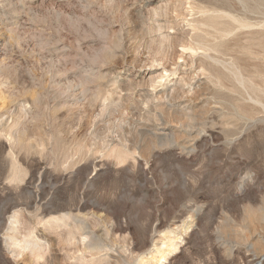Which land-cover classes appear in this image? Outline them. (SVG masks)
<instances>
[{"label": "rangeland", "instance_id": "1", "mask_svg": "<svg viewBox=\"0 0 264 264\" xmlns=\"http://www.w3.org/2000/svg\"><path fill=\"white\" fill-rule=\"evenodd\" d=\"M263 28L264 0H0V264H246Z\"/></svg>", "mask_w": 264, "mask_h": 264}, {"label": "bare ground", "instance_id": "2", "mask_svg": "<svg viewBox=\"0 0 264 264\" xmlns=\"http://www.w3.org/2000/svg\"><path fill=\"white\" fill-rule=\"evenodd\" d=\"M260 7V6H259ZM192 15V14H191ZM208 19H206L207 21L205 22L206 25H208L211 29V31H215V34L216 35H219V36H216V37H221V38H226V36H228L230 33V30L227 28L228 27V22H233V23H236V26L237 28L239 27L240 30L241 29H245V28H251L252 25L249 24V21L247 22H242V20L240 21L239 19H235V17L231 16L230 14H218V15H210L207 17ZM225 20V21H224ZM239 20V21H238ZM244 21V20H243ZM194 22V21H193ZM227 22V23H226ZM185 23V22H184ZM190 23V22H189ZM227 25H226V24ZM249 25H248V24ZM205 25V26H206ZM185 26V25H184ZM194 26V25H193ZM201 26V25H200ZM204 26V27H205ZM254 26V25H253ZM199 27V26H198ZM197 27V29H198ZM195 28V27H194ZM201 28V27H200ZM199 28V29H200ZM206 29H208L206 27ZM264 29V28H263ZM237 30V29H236ZM236 30L234 31L233 30V33L236 32ZM240 30H237V31H240ZM251 30V29H250ZM259 30V28H258ZM196 31V29H195ZM198 31V30H197ZM210 31V30H208ZM242 31V30H241ZM253 31V29H252ZM256 31V30H255ZM203 32H206V31H203ZM232 32V31H231ZM248 32V30H247ZM264 32V31H263ZM194 33V32H193ZM196 33V32H195ZM213 33V32H212ZM212 33L209 35L212 36ZM229 33V34H228ZM262 33V32H261ZM238 34V33H237ZM241 34V33H240ZM256 36V33H252L251 32V36L254 35ZM197 35V34H196ZM202 35V34H201ZM233 35V34H232ZM231 35V36H232ZM239 35V34H238ZM245 35V34H244ZM248 35V34H247ZM209 36V37H210ZM235 36V35H234ZM200 37V36H199ZM203 37V36H202ZM206 37H207V34H206ZM237 37V36H236ZM244 37V36H243ZM250 37V36H249ZM196 38V37H194ZM213 38V37H212ZM228 38V37H227ZM226 38V39H227ZM208 39V38H207ZM220 39V38H219ZM196 40H199V39H196ZM204 40V38H203ZM221 40V39H220ZM224 40V39H222ZM247 40V39H246ZM245 40V41H246ZM258 40V39H257ZM255 40V41H257ZM200 41V40H199ZM202 41V39H201ZM207 41V40H206ZM204 41V42H206ZM219 41V40H218ZM252 40H250V43L252 44L251 42ZM203 42V41H202ZM224 42V41H223ZM264 43V39L261 40V43ZM199 43V42H198ZM201 43V42H200ZM207 44V43H206ZM255 44V43H254ZM258 44V43H257ZM201 45V44H200ZM210 45V44H209ZM208 45V46H209ZM262 45V44H261ZM211 46V45H210ZM208 47V48H211V47ZM264 46V45H263ZM188 48V47H187ZM203 48V47H202ZM205 49V48H204ZM203 49V50H204ZM214 50V48H212ZM264 49V48H263ZM207 50V49H205ZM204 50V51H205ZM209 50V49H208ZM251 50V49H249ZM248 50V51H249ZM212 51V50H210ZM215 51V50H214ZM245 51L247 52V50L245 49ZM207 52V51H205ZM252 52V51H251ZM250 52V53H251ZM262 52V51H261ZM197 53V52H196ZM257 53V52H256ZM248 54V53H247ZM201 55V54H200ZM203 55V53H202ZM208 55V54H207ZM252 55V54H250ZM256 55V54H255ZM260 57H261V54H259ZM198 56V55H197ZM203 56H206L203 55ZM258 56V55H257ZM233 61V60H232ZM235 69H237L236 67H234ZM235 69H232L235 70ZM175 70V69H174ZM234 73V71H233ZM242 73V72H241ZM264 75V74H263ZM234 77H236L237 81H239L242 85L244 89L245 87H247V85L249 84L251 87H255V82L251 84L250 82V79H247L246 77H244L242 74L240 73H237L235 72ZM194 77V76H192ZM261 78V77H260ZM191 79V78H190ZM206 79V78H205ZM236 79H234L236 81ZM253 79V78H252ZM192 80V79H191ZM263 80V79H262ZM200 78L199 79H194L192 81V83L189 85L190 88L189 89H193L198 83H200ZM260 81V80H259ZM185 82V81H184ZM188 82V81H187ZM189 83V82H188ZM203 83V82H201ZM208 83V82H207ZM237 83V82H236ZM254 84V85H253ZM200 85V84H199ZM248 85V87H249ZM259 85V84H258ZM262 85V84H261ZM260 85V86H261ZM263 85H264V82H263ZM187 86V85H186ZM177 87V86H176ZM248 87L246 89H248ZM188 88V87H187ZM250 88V87H249ZM176 88H174L173 90H175ZM199 88L197 87V90ZM253 90L252 91V94H248L249 96H247L248 98L246 99L245 97L244 98H238L240 101H244L245 103H247V101H249L251 104L249 105H245V108L247 110L243 111L246 112L248 114V116H244L242 115L243 117L241 118V120H243L244 124L247 125V126H253L255 127L256 125H259V124H262L264 123V87L261 86H257L256 84V87L255 89H251ZM190 91V90H189ZM196 93V92H195ZM240 95V94H239ZM238 95V96H239ZM243 94H241L242 96ZM240 96V97H241ZM245 96V95H244ZM236 97V96H235ZM240 111V109H239ZM189 112V111H188ZM242 113V110L240 111ZM242 113V114H243ZM185 114V113H184ZM183 114V115H184ZM237 114V113H236ZM240 115V114H239ZM191 118V117H189ZM260 204L257 205V204H249V205H245V207L243 208V214H242V222L237 225L234 229H233V238L231 240V249H232V253L236 252L238 250V247L236 245H238L239 243L242 244V246H244V248L246 249V257H245V263L246 264H264V196L261 197L260 199ZM248 203V202H247ZM170 243L169 247H172L173 246V243L175 242L173 238H171L169 241ZM15 245V244H14ZM86 248V247H85ZM91 249V248H90ZM130 249V248H129ZM79 250V249H78ZM86 250V249H85ZM84 250V251H85ZM95 251V249L93 248L92 251ZM109 250V249H108ZM107 250V251H108ZM82 252V250H80ZM83 251V253H84ZM87 251V250H86ZM103 251V250H102ZM105 253H107L106 250H104ZM123 251V250H122ZM121 251V252H122ZM128 251V250H126ZM76 251H74V254ZM79 252V251H78ZM110 252V250H109ZM121 252H119L120 254L118 255V257L120 255H125L124 253L121 254ZM134 252V251H133ZM136 252V251H135ZM82 253V254H83ZM88 253V252H87ZM95 255L101 253V251L99 252V250L97 249L96 252H94ZM103 253V252H102ZM104 253V254H105ZM126 253V252H125ZM129 253V252H128ZM132 253V252H131ZM86 254V253H85ZM84 254V255H85ZM113 254V253H112ZM58 253H55V257H57ZM100 255V254H99ZM75 256V255H74ZM82 256V255H81ZM89 256H92L93 255H90ZM126 256V255H125ZM136 256V255H135ZM77 257V256H76ZM75 257V258H76ZM104 257V256H103ZM111 257V256H110ZM112 257H116L115 255ZM133 257V256H132ZM86 258V257H85ZM95 258V256L93 257V259ZM102 258V257H101ZM109 258V253H107L105 255V258H103L102 260L106 261L107 259ZM87 259V258H86ZM85 259V260H86ZM120 259V257L118 258ZM73 260V258H72ZM97 260V259H96ZM101 260V261H102ZM100 261V262H101ZM126 261V260H125ZM93 262V261H92ZM99 262V263H100ZM124 262V261H123ZM160 264H164L166 262V257L165 256H162L161 259L158 261ZM122 263V262H121ZM128 263V262H127ZM84 264V263H83ZM93 264V263H92ZM102 264V263H100ZM130 264V263H129Z\"/></svg>", "mask_w": 264, "mask_h": 264}]
</instances>
